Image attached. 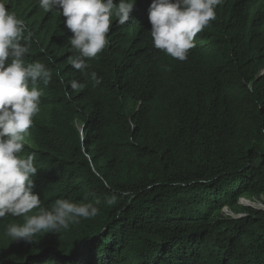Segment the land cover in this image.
<instances>
[{
  "label": "trees",
  "instance_id": "trees-1",
  "mask_svg": "<svg viewBox=\"0 0 264 264\" xmlns=\"http://www.w3.org/2000/svg\"><path fill=\"white\" fill-rule=\"evenodd\" d=\"M150 3L113 21L86 76L58 11L7 0L31 32L25 62L53 73L21 153L34 191L98 213L28 242L5 231L23 217L0 218V264H264V208L239 203L264 206V0H221L184 61L154 48Z\"/></svg>",
  "mask_w": 264,
  "mask_h": 264
},
{
  "label": "clouds",
  "instance_id": "clouds-1",
  "mask_svg": "<svg viewBox=\"0 0 264 264\" xmlns=\"http://www.w3.org/2000/svg\"><path fill=\"white\" fill-rule=\"evenodd\" d=\"M136 0H38L45 12L58 11L64 17L73 55L69 63L76 70L88 73V60L96 58L108 45V33L115 20L124 25ZM221 0H151L148 19L154 48L174 59L184 61L195 47L194 38L215 20V8ZM0 0V218L23 217L22 224H10L6 235L11 241H33L44 233L68 229L80 218L98 213L92 203H74L57 199L50 209L41 206L34 191L37 167L35 153L22 156L24 143L40 112L42 89L52 71L41 62L26 63L31 32L24 21L5 7ZM94 83L100 78L90 74ZM71 88L82 90L86 84L71 81ZM35 210V211H34Z\"/></svg>",
  "mask_w": 264,
  "mask_h": 264
},
{
  "label": "rangeland",
  "instance_id": "rangeland-1",
  "mask_svg": "<svg viewBox=\"0 0 264 264\" xmlns=\"http://www.w3.org/2000/svg\"><path fill=\"white\" fill-rule=\"evenodd\" d=\"M239 203L241 205L250 206V207H253V208H256V209H262L261 206H263L261 203L256 202L253 198L244 197V196L239 198ZM222 211L225 214H229V215H232V216H236L237 215L233 211H231L228 207H226V208L223 207Z\"/></svg>",
  "mask_w": 264,
  "mask_h": 264
},
{
  "label": "bare ground",
  "instance_id": "bare-ground-1",
  "mask_svg": "<svg viewBox=\"0 0 264 264\" xmlns=\"http://www.w3.org/2000/svg\"><path fill=\"white\" fill-rule=\"evenodd\" d=\"M262 208H264V206H261Z\"/></svg>",
  "mask_w": 264,
  "mask_h": 264
},
{
  "label": "built area",
  "instance_id": "built-area-1",
  "mask_svg": "<svg viewBox=\"0 0 264 264\" xmlns=\"http://www.w3.org/2000/svg\"><path fill=\"white\" fill-rule=\"evenodd\" d=\"M226 208V206H224Z\"/></svg>",
  "mask_w": 264,
  "mask_h": 264
}]
</instances>
